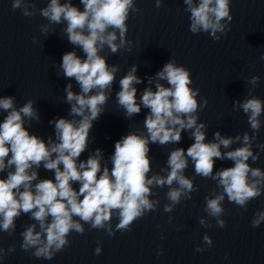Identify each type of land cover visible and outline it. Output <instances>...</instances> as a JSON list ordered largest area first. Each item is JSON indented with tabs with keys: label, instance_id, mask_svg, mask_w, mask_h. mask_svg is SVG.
Returning <instances> with one entry per match:
<instances>
[{
	"label": "water",
	"instance_id": "95a60500",
	"mask_svg": "<svg viewBox=\"0 0 264 264\" xmlns=\"http://www.w3.org/2000/svg\"><path fill=\"white\" fill-rule=\"evenodd\" d=\"M22 2L33 15L25 16L23 6L13 11V0H0V98L13 97L17 110L32 100L39 120L25 118L24 126L30 134L45 142L49 137L58 142L55 126L50 121L54 118L81 119L69 115L71 104L66 100L65 87L71 84L72 91L78 94L80 86L60 70L62 55L74 51L83 59L85 54L80 47L68 41L64 31L66 22L50 24L40 14L50 0ZM67 2L83 10L80 0H60L61 4ZM159 3L157 7V0H133V8L129 10L126 21L125 46L112 53L105 45L99 52L110 67L115 66L118 70L107 102L102 106L103 112L93 121L87 149L79 160L86 161L96 149H100L101 165L110 169L117 140L129 133L148 135L144 120L150 110L141 105L139 114L126 117L117 103L119 81L136 66L135 74L142 81L134 85L137 103L140 104L146 88L156 90V73L167 62L174 61L177 66L190 70V87L193 91L199 89L196 115L197 124L206 126L203 129L205 143L214 142L216 132L234 141L239 136L240 140L229 148L221 147L224 153L242 147L243 136L247 133L253 154L258 156L255 162L250 157L248 163L250 167L264 171V111L258 118L260 128L254 131L248 122L250 114L244 113L240 107L252 98L259 99L264 106V59H261L264 56V0H230L232 20L225 18L221 21L225 30L216 33L219 41L213 40L210 31L201 30L193 34L189 30L191 13L186 10L184 0H159ZM45 27L46 32L42 31ZM117 36L116 43L119 44L118 30ZM253 77H258L255 84L250 83ZM159 83L170 87L166 80ZM204 100H207L206 105ZM6 115L7 112L0 109V122ZM192 143L191 130L181 133L179 144L150 143L151 170L148 176H166L170 152L176 148L186 150ZM232 166L231 160H216L214 173ZM11 170L0 173V178L6 177ZM34 170L38 172V179L33 184L43 179H54V172L46 170L43 163ZM184 175L198 190L190 193L191 199L182 196L180 204L171 212L164 211L165 205L170 203L166 198L169 186H153V195L149 199L159 201L157 209L136 221L131 231H116L118 221L115 217L111 221L114 236H108L104 229H90L88 224H83L84 233L72 232L68 237L69 246L52 260L35 258L32 255L34 248L22 250L21 233L31 224L37 225L36 231L40 228L30 214H21L15 220V231L0 230V249H3L0 264H264V221L258 228L251 224L257 212H264V194L251 200L246 209L228 202L225 197L222 203L225 213L220 219L226 221V227L220 228L204 208L205 197L214 198L223 189L218 187L217 181L197 176L190 158ZM73 187L78 190L79 185L73 184ZM171 187H177L175 182ZM200 219L205 220V225L199 223ZM205 235L212 240L210 247L203 242ZM97 246L101 247L98 256L94 254ZM196 247L205 251L197 252ZM9 248H14V251L10 252ZM161 250L163 254L158 257Z\"/></svg>",
	"mask_w": 264,
	"mask_h": 264
},
{
	"label": "clouds",
	"instance_id": "9594fccd",
	"mask_svg": "<svg viewBox=\"0 0 264 264\" xmlns=\"http://www.w3.org/2000/svg\"><path fill=\"white\" fill-rule=\"evenodd\" d=\"M229 2L198 0V3H194V0H184L186 10L191 13L189 30L193 34L201 30L210 31L213 40L219 41L220 37L216 33L225 30V24L221 21L225 18L232 20ZM80 3L83 5L82 11L70 2L61 4L60 0H50L47 7L40 10V14L50 24L66 22L64 31L68 41L80 47L85 54L82 59L74 51L66 52L60 64L63 75L74 78L80 86L78 94L72 91L71 84L65 87V92L66 100L71 104L69 115L81 119L54 118L50 123L55 126L58 142H53L51 137L45 142L37 135L30 134L24 126L25 118L39 120L32 100L17 110L13 97L0 98V109L7 112L3 122H0V173L12 169L6 177L0 178V230L15 231V220L21 214H30V218L38 222L40 231H36V224L28 226L21 233V248L24 251L34 248L32 255L45 260H52L58 252L69 246L68 237L72 232L83 234V224H88L90 229H104L108 236H114L111 221L115 217L118 221L116 231L129 232L133 224L143 219L146 213L156 211L159 201L149 199L153 195V186H169L166 198L170 203L165 205V212H171L180 204L182 196L191 199L190 193L198 189H194L193 181L184 175L188 158L194 163L197 176L211 178L223 189L214 198L205 197L204 211L216 219L218 227H226V221L220 219L225 213L222 207L225 197L228 202L246 209L251 200L264 194V171L252 168L248 163L250 157L255 162L258 156L253 154L247 133L243 136L242 147L224 153L221 147L229 148L240 140L239 136L234 141L216 132L214 142L205 143L203 129L206 126L197 124L196 96L199 89L193 91L190 87V70L177 66L174 61L167 62L156 73V90L146 88L140 97V104L137 103L134 85L142 81L135 74L136 66L119 81L117 103L126 117L139 114L141 105L150 110L144 120L148 135L129 133L117 140L110 169L102 167L100 149H96L95 154L86 161L79 160L87 149L93 121L103 112L102 106L107 102L118 70L115 66L110 67L99 52L105 45L112 53L125 46L126 21L129 10L133 8V0H80ZM22 6L25 16L33 15L22 0H13V11ZM156 6H160L159 0ZM117 30L119 44L116 43ZM42 31L46 32L47 28ZM160 80H166L170 87L160 84ZM257 80L258 77H253L250 83L255 84ZM94 90L95 94H92ZM206 104L207 100H204ZM240 107L244 113L250 114L248 122L254 131H258V118L264 111L261 101L247 99ZM185 130H191L194 143L186 150L176 148L170 152L166 176L149 177V144H179L181 133ZM224 159L233 161V166L214 173L216 160ZM42 163L46 170L54 172V179H43L33 184L38 179V172L34 169H38ZM174 182L177 187L172 188ZM73 184L79 185L78 190ZM171 219L169 217V222ZM262 221L264 212H257L256 218L251 221L252 227L258 228ZM199 223L205 225V220L200 219ZM203 242L209 247L212 245L207 235L203 237ZM9 251H14V248H9ZM195 251L202 253L205 249L196 247ZM2 253L3 249H0V259H3ZM94 254H101L100 246L96 247ZM162 254L161 250L157 256Z\"/></svg>",
	"mask_w": 264,
	"mask_h": 264
}]
</instances>
